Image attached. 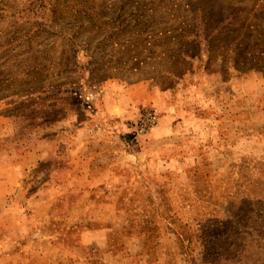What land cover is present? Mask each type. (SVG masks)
Masks as SVG:
<instances>
[{
  "label": "rangeland",
  "instance_id": "rangeland-1",
  "mask_svg": "<svg viewBox=\"0 0 264 264\" xmlns=\"http://www.w3.org/2000/svg\"><path fill=\"white\" fill-rule=\"evenodd\" d=\"M6 150L94 173L72 264H264V0H0Z\"/></svg>",
  "mask_w": 264,
  "mask_h": 264
},
{
  "label": "crops",
  "instance_id": "crops-1",
  "mask_svg": "<svg viewBox=\"0 0 264 264\" xmlns=\"http://www.w3.org/2000/svg\"><path fill=\"white\" fill-rule=\"evenodd\" d=\"M142 88L145 100L147 90ZM3 154L6 156L0 161V264H72L78 245L90 244L93 238L101 236L93 232L75 233V228L67 223L75 219L73 209L78 207L72 193L90 191L81 183L86 180L91 187L95 186L94 180L90 183L94 173L86 168L77 171L75 152L66 156L58 152L49 170L50 178L30 182L28 164L15 161L7 150L0 152V156ZM21 158L30 160L28 155ZM40 160L37 158V164ZM62 162H67L64 168ZM62 209H66L65 218L60 216Z\"/></svg>",
  "mask_w": 264,
  "mask_h": 264
},
{
  "label": "built area",
  "instance_id": "built-area-1",
  "mask_svg": "<svg viewBox=\"0 0 264 264\" xmlns=\"http://www.w3.org/2000/svg\"><path fill=\"white\" fill-rule=\"evenodd\" d=\"M159 124V112L155 108L146 109L131 128L138 135H147Z\"/></svg>",
  "mask_w": 264,
  "mask_h": 264
}]
</instances>
